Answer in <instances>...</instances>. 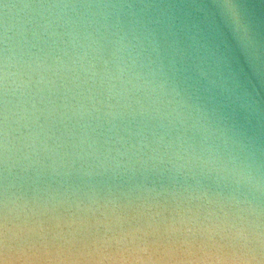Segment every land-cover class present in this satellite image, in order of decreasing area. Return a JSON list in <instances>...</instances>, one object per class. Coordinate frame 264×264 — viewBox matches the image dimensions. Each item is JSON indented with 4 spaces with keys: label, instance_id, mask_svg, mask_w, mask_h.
Masks as SVG:
<instances>
[{
    "label": "water",
    "instance_id": "water-1",
    "mask_svg": "<svg viewBox=\"0 0 264 264\" xmlns=\"http://www.w3.org/2000/svg\"><path fill=\"white\" fill-rule=\"evenodd\" d=\"M0 264H264V0H0Z\"/></svg>",
    "mask_w": 264,
    "mask_h": 264
}]
</instances>
